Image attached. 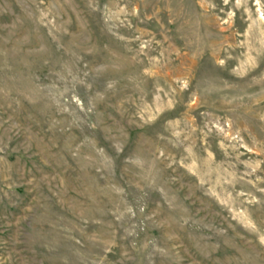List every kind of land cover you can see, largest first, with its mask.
Returning a JSON list of instances; mask_svg holds the SVG:
<instances>
[{"label":"rangeland","instance_id":"obj_1","mask_svg":"<svg viewBox=\"0 0 264 264\" xmlns=\"http://www.w3.org/2000/svg\"><path fill=\"white\" fill-rule=\"evenodd\" d=\"M0 264H264V0H0Z\"/></svg>","mask_w":264,"mask_h":264}]
</instances>
